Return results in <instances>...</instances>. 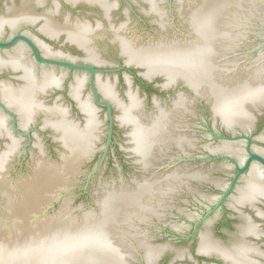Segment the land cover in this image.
<instances>
[{
    "label": "water",
    "instance_id": "95a60500",
    "mask_svg": "<svg viewBox=\"0 0 264 264\" xmlns=\"http://www.w3.org/2000/svg\"><path fill=\"white\" fill-rule=\"evenodd\" d=\"M118 1L123 15L101 25L79 58L100 63L112 57L139 65L150 81L155 77L164 86L183 81L204 106L191 105L181 95L171 107L158 99L144 106V95L129 76L119 73L117 81L114 73L100 75L98 90L114 109L116 140L130 151L106 162L104 154L96 163L99 156L92 148L101 146L107 114L105 153L111 142L112 107L99 99L94 67L74 64L71 69L91 73L96 103L107 113L95 105L86 74H67L70 95L83 114L57 102L47 107L55 118L45 125L56 132L60 151L50 156L37 138L30 167L10 172L5 162L16 144L12 147L0 165V264H155L163 259L178 264L196 259L187 241L163 232L159 236L155 224L181 226L187 215L176 207L200 214L213 205L231 179L221 159L234 165V175L206 217L224 205L251 169L227 202L237 210L238 221L224 239L214 230H197L195 243L223 264H264V124L255 132L261 123L256 117L264 113V0H129L144 21ZM187 113L192 124L180 120ZM208 124L217 132H246L232 137L246 140V151L245 141L223 143L215 137L230 138L206 133ZM254 133L259 138L255 146ZM189 139L192 149L173 150L174 143ZM208 151L234 158L211 156L203 162L196 157ZM189 153L196 158L185 159ZM216 221L219 225L221 218ZM180 229L183 236L191 233L185 226Z\"/></svg>",
    "mask_w": 264,
    "mask_h": 264
},
{
    "label": "flooded vegetation",
    "instance_id": "af4514ba",
    "mask_svg": "<svg viewBox=\"0 0 264 264\" xmlns=\"http://www.w3.org/2000/svg\"><path fill=\"white\" fill-rule=\"evenodd\" d=\"M123 1L127 4V6H129L133 10L134 15L136 17H138L141 21L145 20L144 16L141 15L138 11H136V9H134V6L132 5V3L129 0H123ZM122 15H123L122 4L119 3V1L117 0L114 7L112 8V10L110 12V18L108 19L106 17V19L102 25L113 24L112 22L118 21L120 19V16H122ZM110 58H111V59H109L110 61L109 60H103L100 63L87 61L85 59L81 60L80 58H78V60L75 63L78 65H89V66L94 67V69H95V71H94V85H95V88L98 92L99 99L107 100L111 104V102L107 98L102 96V94L98 90V84H97L98 77L100 75H104V74L110 75V74L114 73L116 75V80L118 81V74L123 73L125 76H129L131 78L132 85L135 82L137 83L136 91L138 93L141 91L142 94L144 95L142 97L144 99V106H147L148 99H151V100H149V102L153 105H154V99H158L161 102V104L163 103L166 107H171L173 100H175L180 95L185 100L190 102L191 105H192L193 101H197L198 104L204 106L202 101H200V99L198 98L199 96H197L194 93V91L188 85H186L183 81L178 80V81H176V84L174 83V84L169 85V86H164V82L162 83V82L158 81V79L155 77H153L154 78L153 81H150L151 78H149L143 74V70H142L143 67H141L139 65H135V64L131 65L128 63H122V61H120L119 59H115L112 57H110ZM75 73H84L87 75L89 87L91 90V95H92V98H93L95 105L102 108V109H105L106 113H107L106 107L100 106L96 103L94 93H93V90H92L91 85H90L91 73L88 70L71 69L68 72V75H73ZM157 82L162 83V85L165 88H163L161 84L159 86H157L156 85ZM56 102L60 103L64 106L68 105L70 110L73 108V110L76 109V111H78V113L83 114L80 111L76 100L70 95V85L66 83V77H65L63 79L62 83L60 85H58V87L54 90L52 95L49 97V99L46 101V103L40 109L38 114L35 116V118L32 120V122L26 128L24 133L21 135V137L15 143L16 146L13 148L11 154L9 155L7 161L5 162V166H7V168L10 167V172H17L18 170H27L30 167L32 157H33V153H34L33 151L36 149V146L34 143H35V139H37V138L38 139L40 138L43 141L44 148L46 147L45 149L49 152L50 156L53 157V155H55V153L57 151H60L61 144L58 140L55 139L56 132L50 126L45 125V121L55 118L49 114V112L47 111L48 110L47 107H49L51 104L54 105ZM111 107H112V104H111ZM78 113L76 114L77 116H78ZM112 114H113V119H114L113 132H112L111 142L109 144V147H108L106 153H105V149H106V145L108 142L107 136H108V132H109L108 114H107V127H106L107 130H106V133L103 134L102 139L100 138L101 139L100 140L101 146L97 147L95 145L92 148L93 153L95 152L99 156L98 161L96 163H98L100 161V159L103 157L104 154H106V160L104 161V162H106L112 156H115V155H117L119 157L124 156L125 152L130 151L129 148H127V149L122 148L116 140L117 123H116V117L114 114L113 107H112ZM259 118H261V123H260V125H258V128L255 130V132H258L261 125L264 124V113L263 112L262 113L260 112V114L257 115L256 120L257 119L259 120ZM180 120H183V121L187 120L188 122H190V124L193 123V120L191 118V114H189V113H187L186 115L185 114L181 115ZM180 130H182V131L187 130V127L182 128ZM205 131L208 134H212L211 131H214V132L218 133L219 135L227 136L230 138V139L216 138L212 134L215 137V139H218L219 141H222L223 143L224 142L236 143L240 140L245 141L244 144H245V151H246V145H247L246 140H244V139H232V137H237L241 134H247L246 132L242 133V132L237 131V130H236L237 132L233 131L230 133L228 131L227 132L226 131L217 132V131L212 129L210 124L205 126ZM255 134L256 133L250 135L252 137V141H253L254 146L256 145L255 142L259 141L258 136H256ZM183 141H181L180 144L174 143L173 150L174 151H177V150L185 151V150H188L190 148L192 149V147H190V146L193 145V140L189 139L188 141L187 140L184 142ZM204 148H205V145H204ZM253 150L256 151L255 148ZM256 152H258V151H256ZM208 154H209V151L205 155L196 156V157L202 158V161L204 162V161L213 160L210 158L211 156L231 155V154H224V153L223 154H215V155H208ZM246 155H247V152H246ZM231 156L233 157V155H231ZM196 157L191 156L189 153L185 159L196 158ZM179 159H182V158H179ZM221 160L227 161V163H228L227 166H228V168L230 167V169H231V179H232V177L234 175L233 172L235 170L234 165L226 159H221ZM197 161H200V160H197ZM214 161H216V160H214ZM185 162H191V161H185ZM257 165H259V164H257ZM259 166H261V165H259ZM250 171H251V169L245 175L240 177V179H239L238 183L236 184L234 190L232 191L230 196L224 202V205L222 207H220L218 210H216L215 212H213L208 217H206L207 212L209 210H211L216 205L221 193H223L226 189H228L231 179L227 180L226 188L222 189V192L217 194V195H219L217 197V201L215 203H213V205L207 206L208 209L204 210L200 214L193 212L186 207H176L177 212L184 213L187 215L186 220L181 223V226H185L186 228H189L191 230V233H189L188 235L183 236V234H184L183 231H185V230L180 229L181 226H179L177 224H175L172 227L168 226V225L162 227L159 224H155L156 234H158L159 236H162L163 234H159V233L163 232L169 238L176 239L177 242L178 241H180V242H186L187 241V243H189L187 246V249L191 251L190 256L192 258H196V259H187L185 262L179 261L180 263H178V264H223V261L219 257H217V256L212 257L211 255H209V254L207 255L206 253H201L198 250L200 243L198 245H196V243H195L196 231L199 229L203 230V231L211 229V231L214 230V232H216L217 237H221L222 239H224L225 236H228L227 235L228 230L233 231L235 229V223H236V221H238V217H237L238 212L234 208V206L229 205L227 202L232 198L234 193L237 192L238 188L240 187V185L245 180V177L249 176ZM263 171H264V169H263ZM263 210H264V207H263ZM171 215L173 217L178 218V215H176L175 213H171ZM211 216H215L214 221H212V222L210 221L211 223L209 222L207 224V222L210 220ZM220 218H221V222L219 223V225H216V224H218L216 220L220 219ZM172 221H174V220L172 219L171 222ZM171 222H170V225H171ZM197 223H199V224L196 226ZM153 225H154V223L151 224V226H153ZM157 232H159V233H157ZM153 234H155V233H153ZM201 239H202V236H201ZM195 246H197V247H195ZM179 260H182V259H179ZM177 262H178V260L163 259L159 262L156 261L155 264H176ZM148 263L152 264L150 262H148Z\"/></svg>",
    "mask_w": 264,
    "mask_h": 264
}]
</instances>
